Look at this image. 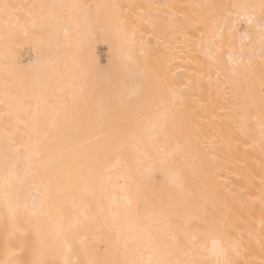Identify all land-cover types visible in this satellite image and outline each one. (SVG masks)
<instances>
[{
    "label": "bare ground",
    "instance_id": "6f19581e",
    "mask_svg": "<svg viewBox=\"0 0 264 264\" xmlns=\"http://www.w3.org/2000/svg\"><path fill=\"white\" fill-rule=\"evenodd\" d=\"M235 2L0 0V264L17 254L33 264H63L60 233L77 217L85 226L66 241L75 264L183 258L179 249L187 241L173 236L184 225L209 257L213 236L200 230L206 217L226 219L246 250L243 258L262 264L264 139L246 118L249 106L259 118L260 62L246 82L229 81L230 73L204 54L213 25L188 7ZM129 52L134 72L163 67L179 98L165 89L142 109L114 102L103 124L89 121L110 62H125ZM153 128L199 144L178 161L181 186L159 170L148 138ZM34 189L46 193L41 207L32 203ZM154 194H163L166 208ZM24 240L29 250L21 253L17 244Z\"/></svg>",
    "mask_w": 264,
    "mask_h": 264
},
{
    "label": "snow or ice",
    "instance_id": "6c2138e0",
    "mask_svg": "<svg viewBox=\"0 0 264 264\" xmlns=\"http://www.w3.org/2000/svg\"><path fill=\"white\" fill-rule=\"evenodd\" d=\"M47 7V6H43ZM166 7H168L166 5ZM195 9L201 10L203 17L210 20L215 32L214 38L206 46L204 54L212 61L213 65L225 70L230 75L227 77L231 81L235 77H243L246 80L253 74L252 70L257 67L256 60H259L260 74L264 77V0L253 4L247 0H237V2L224 4H196L190 5ZM224 17L230 19L225 20ZM226 33V35H225ZM239 41V44H236ZM143 54V53H142ZM125 62H110L107 70V87L101 93L99 101L90 110L87 116L89 121L103 124L107 118L108 108L114 103L119 102L134 108H143L145 104L155 101L162 90L171 89L172 94L179 98V86H173L165 77L163 67H154L151 72H134L132 64L134 60L131 52L124 58ZM227 61V65L225 64ZM141 77L135 88H127V81ZM219 79V71L217 73ZM239 82V81H238ZM264 92V89H262ZM143 93V95H142ZM249 122L255 120L259 126L262 139H264V96L261 98L259 118L255 116V109L249 106L247 117ZM183 123V116L177 114L174 118V131L180 132V125ZM38 127V122H35ZM140 130H138V133ZM152 143L150 148L158 155L156 162L159 170L167 174L168 182L175 186L184 183V176L179 170L178 161L184 160L189 154H195L199 149V144L186 138L183 142L177 136L163 135L162 129L153 128L148 134ZM162 141V143H157ZM169 145H174L169 149ZM184 149H188L187 152ZM176 169L175 171H169ZM127 181L121 177L117 180L122 188L127 185ZM127 190V188H125ZM142 191L141 186L137 185V194ZM46 193L33 190L32 203L35 207L43 205V195ZM155 198L161 203L162 207H167L163 194H154ZM132 203L131 200L128 201ZM83 215V213H82ZM15 217V213H13ZM84 227L80 217L70 222L65 232L60 233V237L65 240V253L63 264H75L72 259L74 250L71 244L66 243L69 234L74 233L77 228ZM171 227V224H168ZM187 225L177 227L173 236L186 239V248L179 249L183 252V258H161L155 264H249L243 256L246 252L241 251V244L236 235V230L226 219H215L206 217L200 222L201 235L213 236L210 256L204 257L196 244L197 236L184 231ZM179 244V241H178ZM21 253L27 252V240L17 244ZM9 264H33L31 261L23 259L22 255H15ZM89 264H105L104 261H90ZM130 264H144L143 260L131 261ZM149 264H152L151 259ZM264 264V261H262Z\"/></svg>",
    "mask_w": 264,
    "mask_h": 264
},
{
    "label": "rangeland",
    "instance_id": "374dc122",
    "mask_svg": "<svg viewBox=\"0 0 264 264\" xmlns=\"http://www.w3.org/2000/svg\"><path fill=\"white\" fill-rule=\"evenodd\" d=\"M104 48H105V45H102V46H101V49L104 50Z\"/></svg>",
    "mask_w": 264,
    "mask_h": 264
}]
</instances>
